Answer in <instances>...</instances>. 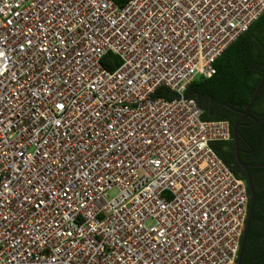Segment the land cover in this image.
I'll use <instances>...</instances> for the list:
<instances>
[{
	"label": "built area",
	"instance_id": "1",
	"mask_svg": "<svg viewBox=\"0 0 264 264\" xmlns=\"http://www.w3.org/2000/svg\"><path fill=\"white\" fill-rule=\"evenodd\" d=\"M263 13L0 0V264H236L250 193L212 147L231 125L187 90Z\"/></svg>",
	"mask_w": 264,
	"mask_h": 264
},
{
	"label": "trees",
	"instance_id": "2",
	"mask_svg": "<svg viewBox=\"0 0 264 264\" xmlns=\"http://www.w3.org/2000/svg\"><path fill=\"white\" fill-rule=\"evenodd\" d=\"M114 1L119 6H124L129 0ZM120 62L121 58L113 52H109L102 61L104 66L110 70L117 68ZM216 68V73L211 77H196L189 85L187 95L195 97L201 103L210 96L212 98L211 112H215L221 103H228L231 107L223 106L214 116L210 115L209 107H206L202 117L205 120H228L233 136V126L241 117L234 108L244 110L249 106L264 76V13L222 53L216 61ZM155 96L170 99L174 97V94L167 87L162 86L156 90ZM207 104L209 105V102ZM251 113L262 119L259 123L250 124V130L255 131L251 144L257 143L260 146L264 140V86ZM250 122L254 120L251 118ZM253 127L257 128L253 129ZM241 128L240 126L239 129ZM212 147L235 174L244 179L247 184L246 174L241 173L235 166L233 140L215 141L212 142ZM253 181L256 190L255 208L241 264H264V186H262L264 183L254 179Z\"/></svg>",
	"mask_w": 264,
	"mask_h": 264
},
{
	"label": "flooded vegetation",
	"instance_id": "3",
	"mask_svg": "<svg viewBox=\"0 0 264 264\" xmlns=\"http://www.w3.org/2000/svg\"><path fill=\"white\" fill-rule=\"evenodd\" d=\"M206 107L208 108L209 105L206 104ZM246 109L241 110V109L234 108L235 112H237L241 115L240 119L243 118L242 123L239 125V127L241 126L242 128L239 129V132H238V134H239L238 144L236 145V143H235L234 132H233V136L230 140H233V142H234L233 152H234V157H235V166L240 170L241 173L246 174L247 179H248V175H249V177H251L253 185H254L253 179L258 181V182L262 181L264 183V140L260 146H258L257 143L255 145L251 144L254 140L255 131L250 130V124L253 125V123H259L260 120H262V119L257 118L252 113H251L252 116L247 115L244 117L243 112ZM251 118L254 120V122H250ZM263 119H264V117H263ZM239 120H237V122ZM256 128L257 127H253V129H256ZM238 151H239L240 158L247 164L248 170L240 164L238 157H237ZM262 186H264V185H262Z\"/></svg>",
	"mask_w": 264,
	"mask_h": 264
},
{
	"label": "water",
	"instance_id": "4",
	"mask_svg": "<svg viewBox=\"0 0 264 264\" xmlns=\"http://www.w3.org/2000/svg\"><path fill=\"white\" fill-rule=\"evenodd\" d=\"M264 86V76L262 77L257 89L255 90V93L252 97V100L249 104V106L247 107V109L243 112L244 113V117L247 116V115H250L252 116L251 114V109L253 107V105L255 104L256 100H257V97L259 95V93L261 92L262 88ZM207 102H209V111H210V115L211 116H214L217 111L222 107V106H229L231 107L228 103L224 102L222 103L221 105H219V107L217 108V110L215 112H211L212 110V98L209 96L205 99V102L204 103H201L199 100H198V103L200 105V107L202 109L205 110L206 108V104ZM243 119V118H242ZM242 119H240L233 127V132H234V137H235V143L236 145L238 144V132H239V125L242 123ZM237 157H238V160L240 162V164L246 168H247V164L240 158V155H239V151L237 152ZM247 186L249 188V193H250V205H249V211H248V216H247V220H246V224H245V229H244V233H243V237H242V241H241V246H240V251H239V255H238V258H237V262L236 264H241L242 262V257H243V253H244V249H245V244H246V239H247V235L249 233V229H250V223H251V219H252V215H253V211H254V208H255V200H256V190H255V187L253 185V182H252V179L251 177H249L248 175V179H247Z\"/></svg>",
	"mask_w": 264,
	"mask_h": 264
},
{
	"label": "rangeland",
	"instance_id": "5",
	"mask_svg": "<svg viewBox=\"0 0 264 264\" xmlns=\"http://www.w3.org/2000/svg\"><path fill=\"white\" fill-rule=\"evenodd\" d=\"M109 194H110L111 196H114V195L117 194V190H116V189L111 190V191L109 192Z\"/></svg>",
	"mask_w": 264,
	"mask_h": 264
},
{
	"label": "clouds",
	"instance_id": "6",
	"mask_svg": "<svg viewBox=\"0 0 264 264\" xmlns=\"http://www.w3.org/2000/svg\"><path fill=\"white\" fill-rule=\"evenodd\" d=\"M250 205V204H249Z\"/></svg>",
	"mask_w": 264,
	"mask_h": 264
}]
</instances>
